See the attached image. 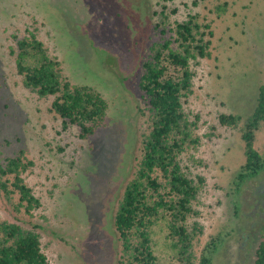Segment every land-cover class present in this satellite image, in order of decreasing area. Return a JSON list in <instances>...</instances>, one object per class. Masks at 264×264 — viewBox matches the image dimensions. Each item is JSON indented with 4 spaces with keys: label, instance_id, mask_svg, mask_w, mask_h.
I'll return each instance as SVG.
<instances>
[{
    "label": "rangeland",
    "instance_id": "rangeland-1",
    "mask_svg": "<svg viewBox=\"0 0 264 264\" xmlns=\"http://www.w3.org/2000/svg\"><path fill=\"white\" fill-rule=\"evenodd\" d=\"M163 5L168 13L178 10L171 22L198 13L214 31L212 57L194 65V93L185 105L191 117L200 116L201 145L182 155L183 165L207 180L197 204L204 227L197 253L216 239L213 264H256L264 171L239 180L244 142L218 117L245 119L256 107L264 84V0H0V163L24 151L35 164L25 180L42 201L31 217L0 192V220L39 225L51 264H120L114 217L149 133L139 84L148 48L164 37L155 28ZM34 28L70 82L93 87L108 101L103 126L86 140L77 127L62 131V120L50 112L53 97L41 99L23 85L14 37ZM255 148L264 153V128ZM166 234L156 228L157 255L177 264Z\"/></svg>",
    "mask_w": 264,
    "mask_h": 264
},
{
    "label": "trees",
    "instance_id": "trees-1",
    "mask_svg": "<svg viewBox=\"0 0 264 264\" xmlns=\"http://www.w3.org/2000/svg\"><path fill=\"white\" fill-rule=\"evenodd\" d=\"M193 5L198 6V1ZM167 9L163 5L161 12H155L159 16L155 28L164 37L148 48L139 84L147 104L149 133L143 136L142 156L114 217L122 246L120 264H163L156 252L158 227L167 232L177 264H213L218 251V240L212 239L208 249L197 253V242L204 235L203 225L196 220L201 215L197 204L207 180L188 171L182 160L183 154L201 145L200 116L191 117L185 105L194 93V65L212 57L214 31L198 13L171 22L169 14L178 10L168 13ZM14 38L12 54L24 87L41 99L54 98L50 112L62 120V131L77 127L80 139L93 136L106 120L108 101L93 87L75 85L65 77L61 61L50 54L37 28ZM218 119L221 126L241 133L246 162L239 180L257 177L264 171V153L255 148L257 133L264 128V84L250 116L221 113ZM34 166L24 151L0 163V192L7 203L31 217L42 207L24 177ZM39 228L0 220V264H51ZM256 264H264V238L256 250Z\"/></svg>",
    "mask_w": 264,
    "mask_h": 264
}]
</instances>
